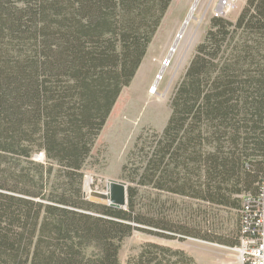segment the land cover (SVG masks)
<instances>
[{"label": "trees", "instance_id": "16d2710c", "mask_svg": "<svg viewBox=\"0 0 264 264\" xmlns=\"http://www.w3.org/2000/svg\"><path fill=\"white\" fill-rule=\"evenodd\" d=\"M172 1L0 0V264H121L141 224L134 204L86 200L83 169ZM221 23L191 62L143 179L238 209L236 196L264 181V0L238 19L239 52L214 64L230 31ZM41 151L45 164L33 159Z\"/></svg>", "mask_w": 264, "mask_h": 264}, {"label": "rangeland", "instance_id": "374dc122", "mask_svg": "<svg viewBox=\"0 0 264 264\" xmlns=\"http://www.w3.org/2000/svg\"><path fill=\"white\" fill-rule=\"evenodd\" d=\"M248 1L239 0L232 10H227L223 0H173L141 67L131 84L122 90L95 141L83 169L84 194L85 188L91 195L108 193L112 183L124 185L128 193L123 209L128 210L133 202L141 222L135 224L137 230L121 244V264H239L240 240L238 245H229L204 238L223 235L239 239L241 197L250 192L237 195L239 208L232 209L158 189V181L148 183L143 178L170 121L173 100L191 62L199 47L208 41L210 32L218 31L214 20H222L220 26L230 30L215 64L239 52L242 35L235 28ZM192 12L194 18L189 20ZM181 33L185 34V42L173 52ZM153 89L156 91L152 95ZM40 153L45 155L44 151ZM8 158L10 163L14 162L12 157ZM38 163L45 164L46 156ZM200 166L197 162L187 175L192 183L204 181ZM176 168L173 165L169 169ZM130 190L134 191L129 193Z\"/></svg>", "mask_w": 264, "mask_h": 264}, {"label": "built area", "instance_id": "2783aa9c", "mask_svg": "<svg viewBox=\"0 0 264 264\" xmlns=\"http://www.w3.org/2000/svg\"><path fill=\"white\" fill-rule=\"evenodd\" d=\"M237 1L239 0H223V6L227 10H232ZM34 160L43 162L45 160L44 153L37 154ZM89 191L85 189L84 194V197H88V199L91 192ZM241 200V237L238 263L264 264V181L255 194H244Z\"/></svg>", "mask_w": 264, "mask_h": 264}, {"label": "water", "instance_id": "95a60500", "mask_svg": "<svg viewBox=\"0 0 264 264\" xmlns=\"http://www.w3.org/2000/svg\"><path fill=\"white\" fill-rule=\"evenodd\" d=\"M128 190L124 185L112 183L108 193H91L88 201L114 208L123 209L127 205Z\"/></svg>", "mask_w": 264, "mask_h": 264}, {"label": "bare ground", "instance_id": "6f19581e", "mask_svg": "<svg viewBox=\"0 0 264 264\" xmlns=\"http://www.w3.org/2000/svg\"><path fill=\"white\" fill-rule=\"evenodd\" d=\"M197 8H198V4H197V6H196V8H195V11H197ZM194 11V10H193ZM194 11V12H195ZM194 15L195 14H193V12H192V14L190 15V17H189V20H192L193 18H194ZM184 33V32H183ZM184 36H185V34H180V36H179V38L177 39V41H176V45H175V48H174V50H173V52H176V48H178L179 46H181L182 45V43H183V41L185 42V39H184ZM155 89H153V91H151L150 92V94H154L155 93ZM240 237H241V231H240ZM240 240V239H239Z\"/></svg>", "mask_w": 264, "mask_h": 264}]
</instances>
